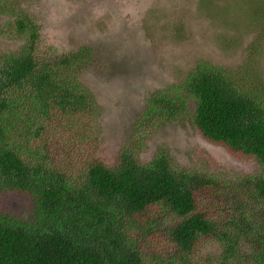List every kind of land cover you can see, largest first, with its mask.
I'll return each instance as SVG.
<instances>
[{"label": "trees", "instance_id": "obj_1", "mask_svg": "<svg viewBox=\"0 0 264 264\" xmlns=\"http://www.w3.org/2000/svg\"><path fill=\"white\" fill-rule=\"evenodd\" d=\"M256 11L264 20V7ZM10 27L21 46L0 53V189L29 196L33 210L0 215V264H195L207 243L219 248L216 264H264L258 78L245 88L200 61L177 88L146 99L108 167L94 140L99 107L78 80L91 49L41 50L23 14ZM183 119L207 142L254 160L258 173L220 179L180 168L162 149L143 160L149 136Z\"/></svg>", "mask_w": 264, "mask_h": 264}, {"label": "rangeland", "instance_id": "obj_2", "mask_svg": "<svg viewBox=\"0 0 264 264\" xmlns=\"http://www.w3.org/2000/svg\"><path fill=\"white\" fill-rule=\"evenodd\" d=\"M259 7L264 0H0V53L21 46L10 27L19 14L37 26L41 50L49 54L91 49L78 80L99 107L94 140L100 160L112 167L146 99L177 88L200 61L229 72L245 88L254 76L264 86ZM188 105L191 112L193 101ZM160 149L180 168L220 179L259 170L254 160L204 140L189 119L158 128L141 157L149 161ZM32 210L29 196L0 189V215L26 219ZM218 250L200 244L195 264H216Z\"/></svg>", "mask_w": 264, "mask_h": 264}]
</instances>
